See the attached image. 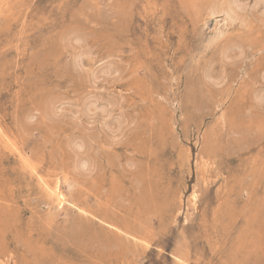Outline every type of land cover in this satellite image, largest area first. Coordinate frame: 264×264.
<instances>
[{
	"label": "rangeland",
	"instance_id": "rangeland-1",
	"mask_svg": "<svg viewBox=\"0 0 264 264\" xmlns=\"http://www.w3.org/2000/svg\"><path fill=\"white\" fill-rule=\"evenodd\" d=\"M254 1L0 0V264H264Z\"/></svg>",
	"mask_w": 264,
	"mask_h": 264
},
{
	"label": "bare ground",
	"instance_id": "bare-ground-1",
	"mask_svg": "<svg viewBox=\"0 0 264 264\" xmlns=\"http://www.w3.org/2000/svg\"><path fill=\"white\" fill-rule=\"evenodd\" d=\"M241 1H243V0H235V2H237V7H238V5H244V6L246 5L245 3L241 4ZM262 3H263V0H255L254 1V6L255 7L259 6ZM216 10L217 9H213V11H216ZM226 11L231 13V14H234V10L230 6H228V9ZM112 71L113 70H112L111 66H109L108 68L103 70V73H104V75H111ZM261 99L263 100V101L262 100L261 101L264 103V95L261 97ZM110 104L111 103H101V105L100 104L98 105L97 103L94 102V103H91L89 106H87L86 107L87 109L86 108L85 109H86L87 114L90 115V118H91V113H92V115H95V117H96V114H97V116L99 114L101 116V118H103V120H104L103 121V125L105 127H107L108 129H110V131L114 132L113 128L110 127L111 125L109 123V120H110V118L112 116V109H111V105ZM117 127H118L117 131H120L121 130V121H119V120L117 121ZM76 146L78 147V150H79V148H82L84 146V144L82 142H79V143L77 142ZM78 166H79L81 171L85 172V171L89 170V168L93 167V164L89 160L85 159L84 161H80V163H78ZM196 196H197V193L194 192L192 198L195 199Z\"/></svg>",
	"mask_w": 264,
	"mask_h": 264
}]
</instances>
